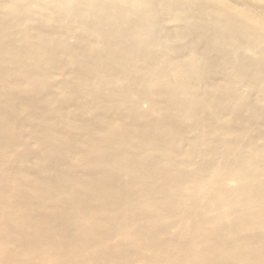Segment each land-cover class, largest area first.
<instances>
[{"label":"bare ground","instance_id":"6f19581e","mask_svg":"<svg viewBox=\"0 0 264 264\" xmlns=\"http://www.w3.org/2000/svg\"><path fill=\"white\" fill-rule=\"evenodd\" d=\"M0 264H264V0H0Z\"/></svg>","mask_w":264,"mask_h":264}]
</instances>
